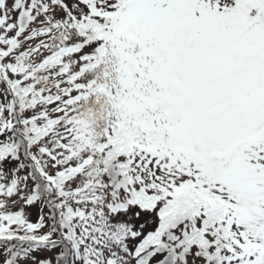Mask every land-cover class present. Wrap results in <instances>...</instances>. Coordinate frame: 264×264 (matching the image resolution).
I'll list each match as a JSON object with an SVG mask.
<instances>
[{
    "label": "snow or ice",
    "instance_id": "obj_1",
    "mask_svg": "<svg viewBox=\"0 0 264 264\" xmlns=\"http://www.w3.org/2000/svg\"><path fill=\"white\" fill-rule=\"evenodd\" d=\"M0 264H264V0H0Z\"/></svg>",
    "mask_w": 264,
    "mask_h": 264
}]
</instances>
